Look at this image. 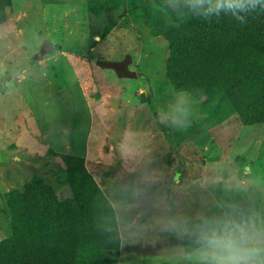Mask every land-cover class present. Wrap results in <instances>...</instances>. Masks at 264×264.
Returning <instances> with one entry per match:
<instances>
[{
    "label": "rangeland",
    "instance_id": "obj_1",
    "mask_svg": "<svg viewBox=\"0 0 264 264\" xmlns=\"http://www.w3.org/2000/svg\"><path fill=\"white\" fill-rule=\"evenodd\" d=\"M7 15L0 26V237L12 234L6 193L34 174L70 196L59 154H87L117 217V264L197 262L181 239L187 223L217 203L219 187L243 191L264 226V124L244 125L224 93L204 111L187 92L185 126L161 124L179 93L167 80L162 37L128 17L94 40L87 0H12ZM46 43L51 51L39 55ZM127 56L136 78L97 65ZM118 137L130 160L120 161ZM210 161L232 164L216 171Z\"/></svg>",
    "mask_w": 264,
    "mask_h": 264
},
{
    "label": "trees",
    "instance_id": "obj_2",
    "mask_svg": "<svg viewBox=\"0 0 264 264\" xmlns=\"http://www.w3.org/2000/svg\"><path fill=\"white\" fill-rule=\"evenodd\" d=\"M11 2L0 0V26ZM183 5L184 0H87L89 33L94 40L106 38L131 17L168 43L167 80L175 92L185 90L203 101L204 111L224 93L244 125L264 124V9L257 7L240 24L223 15L209 22L190 18ZM59 157L69 197H61L38 174L22 189L6 193L12 234L0 237V264H117L121 238L112 203L82 156ZM217 196L202 217L226 211L254 216L243 191L219 187ZM261 215L264 223V202ZM202 217L186 225L185 254L199 247L192 233Z\"/></svg>",
    "mask_w": 264,
    "mask_h": 264
},
{
    "label": "clouds",
    "instance_id": "obj_3",
    "mask_svg": "<svg viewBox=\"0 0 264 264\" xmlns=\"http://www.w3.org/2000/svg\"><path fill=\"white\" fill-rule=\"evenodd\" d=\"M183 6L190 18L209 22L223 15L246 24L245 16L257 7L264 9V0H184ZM189 107L187 93L180 90L160 123L171 129L183 128ZM192 235L199 245L192 254L198 264H264V226H258L255 219L243 212L226 211L219 216L202 217Z\"/></svg>",
    "mask_w": 264,
    "mask_h": 264
},
{
    "label": "water",
    "instance_id": "obj_4",
    "mask_svg": "<svg viewBox=\"0 0 264 264\" xmlns=\"http://www.w3.org/2000/svg\"><path fill=\"white\" fill-rule=\"evenodd\" d=\"M50 51H51V46L46 43L41 48L39 55H42ZM131 62H132V57L127 56L125 59L118 61L97 60V65L102 67L112 68L119 76L136 78L138 76L137 73L129 68ZM207 164L210 168H213L216 171H218L225 166L228 165L230 166L232 163L229 161H219V162L210 161Z\"/></svg>",
    "mask_w": 264,
    "mask_h": 264
},
{
    "label": "crops",
    "instance_id": "obj_5",
    "mask_svg": "<svg viewBox=\"0 0 264 264\" xmlns=\"http://www.w3.org/2000/svg\"><path fill=\"white\" fill-rule=\"evenodd\" d=\"M128 103V102H127ZM107 104H109V103H107V102H105L104 103V107H103V110H107L108 111V109H111V106H108ZM110 105V104H109ZM127 106H129L128 104H127ZM103 113H105V112H103ZM133 114H134V116L132 117V120H133V118L135 117V115H136V112H133ZM148 126V125H147ZM147 129H149V131H147V133H146V138H149V137H151L150 138V140L152 141V143H155L156 142V129L154 128V129H151V128H149V126L147 127ZM145 137V136H144ZM145 138V139H146ZM107 139H109V135H107ZM120 139V140H119ZM118 145L121 147L122 146V139L120 138V137H118ZM105 144V143H104ZM103 147H104V145H103ZM111 148L113 149V147L111 146ZM172 151V150H171ZM125 151L123 150V148L121 147V151L119 152V154H118V156L121 158V160L120 161H125V159L126 160H130L129 158H128V156H125ZM83 158H84V160H85V164H86V167L88 168V159H87V154H85V156H82ZM89 170V169H88ZM90 171V170H89ZM91 172V171H90ZM92 174H93V172H91ZM120 249H121V244H120ZM120 251V250H119ZM191 253H189V254H185V255H190Z\"/></svg>",
    "mask_w": 264,
    "mask_h": 264
}]
</instances>
